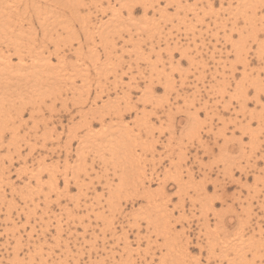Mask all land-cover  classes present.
I'll use <instances>...</instances> for the list:
<instances>
[{"label":"rangeland","instance_id":"obj_1","mask_svg":"<svg viewBox=\"0 0 264 264\" xmlns=\"http://www.w3.org/2000/svg\"><path fill=\"white\" fill-rule=\"evenodd\" d=\"M0 195V264H264V0H0Z\"/></svg>","mask_w":264,"mask_h":264},{"label":"bare ground","instance_id":"obj_2","mask_svg":"<svg viewBox=\"0 0 264 264\" xmlns=\"http://www.w3.org/2000/svg\"><path fill=\"white\" fill-rule=\"evenodd\" d=\"M11 16V15H10ZM13 33V32H12ZM14 34V33H13ZM16 36V35H15ZM17 37V36H16ZM13 39L12 40H14V38L15 37H12ZM16 44V43H15ZM19 49V48H18ZM9 56H6V57H4L5 59H7ZM22 57H24V56H22ZM37 57V56H36ZM33 59H35V57H33ZM19 60H21V58L19 59ZM23 60V59H22ZM40 63L37 65L36 64V62H35V64L37 65V68H39L40 69V71L39 70H37L36 72H38V75H40L41 74V76H42V73H43V71H41V63L43 64V62L40 60L39 61ZM46 62V61H45ZM32 63H34V62H32ZM45 65V64H44ZM44 65H42V66H44ZM34 67H35V65H33ZM32 66V67H33ZM4 67L6 68L5 70L6 71H11L12 72V74H13V72H14V70L13 69H11V67H12V65H11V62H10V60L9 59H7L6 61H5V63H4ZM46 67V66H45ZM36 68V67H35ZM32 70H33V68H32ZM32 75V73H31V71H29V73H24L22 76L23 77H27V78H29L30 76ZM41 76H39L38 78H40ZM58 77V76H57ZM37 80V79H36ZM57 80V79H56ZM55 80V81H56ZM60 80V79H59ZM31 81V80H30ZM18 91V90H17ZM21 95V94H20ZM17 97V96H16ZM20 97V96H19ZM1 196V195H0ZM216 247V246H215ZM241 247V246H240Z\"/></svg>","mask_w":264,"mask_h":264}]
</instances>
